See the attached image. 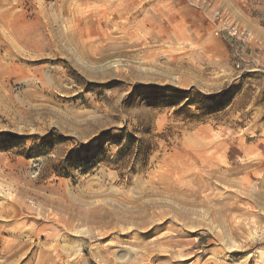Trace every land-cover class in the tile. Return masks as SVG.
I'll list each match as a JSON object with an SVG mask.
<instances>
[{
	"label": "rangeland",
	"instance_id": "374dc122",
	"mask_svg": "<svg viewBox=\"0 0 264 264\" xmlns=\"http://www.w3.org/2000/svg\"><path fill=\"white\" fill-rule=\"evenodd\" d=\"M0 264H264V0H0Z\"/></svg>",
	"mask_w": 264,
	"mask_h": 264
},
{
	"label": "bare ground",
	"instance_id": "6f19581e",
	"mask_svg": "<svg viewBox=\"0 0 264 264\" xmlns=\"http://www.w3.org/2000/svg\"><path fill=\"white\" fill-rule=\"evenodd\" d=\"M86 2V0H84ZM88 6V5H87ZM139 6L135 7L133 4L132 7L130 5H123L121 4H113L110 3V1H106L102 3L100 6H98L95 10L91 11L86 17L83 18H77L75 21L77 22L74 28L78 27V24L80 22H88L90 24H94L95 30L90 31L85 34V37H81L79 43H80V49L82 52L86 53L92 51V44L91 41H97V40H103L107 43L101 45L99 48H97L96 53L100 55V61L105 62L108 59L114 58L116 56H122V57H129L131 55V49H134L139 46H147L148 43H139L137 40H135V34H132L133 29L136 31H146L147 26H150L153 28L155 26L154 24L157 22L156 18L158 14L154 15V12L145 19L144 22H130L129 18L133 15H139L143 12L142 9L138 8ZM86 11V10H85ZM84 11V12H85ZM125 19L128 21V23L123 24H115V27L113 31H117L120 28H123V35L124 37L128 38L131 42H124L123 38L120 39H113L114 33L108 30H105V25L107 23H110V21L115 19ZM119 41V42H115ZM36 45V44H35ZM144 46V47H145ZM133 58H135V55H131ZM123 61H118L116 66L120 67L122 66Z\"/></svg>",
	"mask_w": 264,
	"mask_h": 264
}]
</instances>
